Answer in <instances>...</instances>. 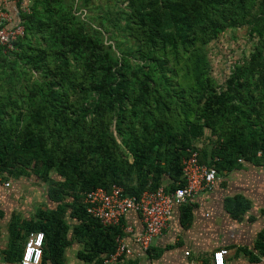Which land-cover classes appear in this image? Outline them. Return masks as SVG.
I'll return each mask as SVG.
<instances>
[{
	"label": "trees",
	"instance_id": "1",
	"mask_svg": "<svg viewBox=\"0 0 264 264\" xmlns=\"http://www.w3.org/2000/svg\"><path fill=\"white\" fill-rule=\"evenodd\" d=\"M77 2L31 0L15 21L24 36L12 51L0 45V177L34 175L56 203L30 219L12 214L1 252L7 264H21L37 231L45 235L40 264H67L75 241L82 264H100L125 231L122 221L105 226L92 216L86 194L114 184L136 196L174 190L190 150L218 173L239 159L264 162V0H116L120 17L110 24L85 18ZM123 19L131 48L111 31ZM244 26L254 49L220 84L206 45ZM182 206L189 223L192 205ZM228 206L240 217L251 202L236 195ZM255 247L264 255V234Z\"/></svg>",
	"mask_w": 264,
	"mask_h": 264
},
{
	"label": "crops",
	"instance_id": "2",
	"mask_svg": "<svg viewBox=\"0 0 264 264\" xmlns=\"http://www.w3.org/2000/svg\"><path fill=\"white\" fill-rule=\"evenodd\" d=\"M30 2L0 0V8L9 11L17 21L20 10L27 8ZM240 162L238 168L218 173L219 179L212 189L201 192L188 202L192 205L189 223L182 221L183 206L176 205L167 227L153 240L146 253L135 241V233L144 230L140 215L128 213L122 219V226H131L134 230L126 238L133 254L111 264L128 259H136L139 264H213L214 250L223 248L228 250L225 264H264V255L255 247L259 235L264 234V162L261 165ZM10 180L12 185L9 188L0 189V201L13 188L14 181ZM170 181L165 176V184ZM236 195L251 202L250 208L240 217H234L228 206L229 198Z\"/></svg>",
	"mask_w": 264,
	"mask_h": 264
},
{
	"label": "built area",
	"instance_id": "3",
	"mask_svg": "<svg viewBox=\"0 0 264 264\" xmlns=\"http://www.w3.org/2000/svg\"><path fill=\"white\" fill-rule=\"evenodd\" d=\"M24 34V25L15 23L9 11L0 9V45L4 47L5 52L14 50L15 42ZM182 177L184 183H178L174 190L162 185L155 190H145L139 196L126 194L124 188L117 184L110 189L97 187L86 194V209L105 226L119 225L128 213L137 212L144 224V230L135 233V241L140 244L142 252L146 253L153 240L167 227L175 206L186 204L201 192L212 189L219 179L216 168L200 162L197 150H190L189 156L183 159ZM11 185L10 179L0 177V189L9 188ZM124 231L123 235L116 238V251L106 256L100 264L121 261L133 254L126 238L134 233V230L128 226ZM44 239L42 231L28 235L21 264H40ZM227 253L225 248L214 250L213 264H225Z\"/></svg>",
	"mask_w": 264,
	"mask_h": 264
},
{
	"label": "rangeland",
	"instance_id": "4",
	"mask_svg": "<svg viewBox=\"0 0 264 264\" xmlns=\"http://www.w3.org/2000/svg\"><path fill=\"white\" fill-rule=\"evenodd\" d=\"M116 0H89L90 8L83 6L81 0H78L77 5L81 6L85 18L99 22V18L105 19L106 24H110V19L115 20L120 17V11L117 9ZM127 2L122 3L123 6ZM28 8V7H27ZM126 21L123 19L120 29L112 28V32H116L119 41L124 43L125 48L134 46L135 41L127 36L122 29L125 28ZM106 35L108 36L109 33ZM257 38H253L247 27L229 28L222 32L218 38L212 40L206 45V55L211 64L210 73L217 79L220 84H223L232 72V69L237 63H242L254 49V44ZM114 42V41H112ZM54 177H58L53 174ZM14 181L13 188L10 193L0 201V208L5 211V215L0 219V264H7L3 260L2 249L8 244V229L7 224L13 213L19 214L22 218L30 219L36 216L40 208H53L56 203L51 201L48 196L49 184L39 180L36 176L21 177L12 179ZM67 197V200H71ZM67 220L73 225L75 220L69 215L71 209H68ZM263 214H261L262 216ZM83 247L78 241L67 248L66 263L67 264H82V261L77 257V252Z\"/></svg>",
	"mask_w": 264,
	"mask_h": 264
}]
</instances>
